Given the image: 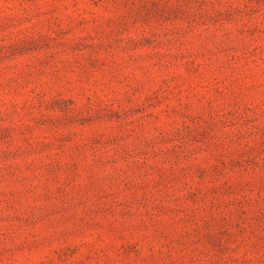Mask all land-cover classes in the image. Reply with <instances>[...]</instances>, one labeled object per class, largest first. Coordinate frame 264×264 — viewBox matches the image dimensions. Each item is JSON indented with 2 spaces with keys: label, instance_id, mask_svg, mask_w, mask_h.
I'll return each mask as SVG.
<instances>
[{
  "label": "rangeland",
  "instance_id": "obj_1",
  "mask_svg": "<svg viewBox=\"0 0 264 264\" xmlns=\"http://www.w3.org/2000/svg\"><path fill=\"white\" fill-rule=\"evenodd\" d=\"M0 264H264V0H0Z\"/></svg>",
  "mask_w": 264,
  "mask_h": 264
}]
</instances>
